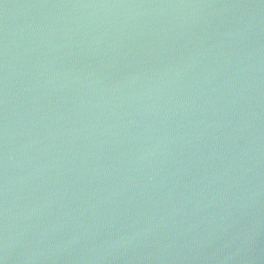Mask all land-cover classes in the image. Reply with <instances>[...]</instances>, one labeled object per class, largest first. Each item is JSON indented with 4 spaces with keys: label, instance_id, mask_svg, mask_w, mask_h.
Wrapping results in <instances>:
<instances>
[{
    "label": "water",
    "instance_id": "1",
    "mask_svg": "<svg viewBox=\"0 0 264 264\" xmlns=\"http://www.w3.org/2000/svg\"><path fill=\"white\" fill-rule=\"evenodd\" d=\"M0 264H264V0H0Z\"/></svg>",
    "mask_w": 264,
    "mask_h": 264
}]
</instances>
